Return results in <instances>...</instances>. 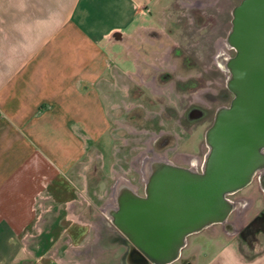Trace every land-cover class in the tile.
Instances as JSON below:
<instances>
[{"label":"crops","instance_id":"0c3cea01","mask_svg":"<svg viewBox=\"0 0 264 264\" xmlns=\"http://www.w3.org/2000/svg\"><path fill=\"white\" fill-rule=\"evenodd\" d=\"M172 3L0 0V264H126L114 198L88 209V171L123 90L175 66ZM67 172L82 177L81 198H65ZM211 237L200 264H264V248L246 257L238 241ZM188 256L178 260L199 264Z\"/></svg>","mask_w":264,"mask_h":264},{"label":"water","instance_id":"95a60500","mask_svg":"<svg viewBox=\"0 0 264 264\" xmlns=\"http://www.w3.org/2000/svg\"><path fill=\"white\" fill-rule=\"evenodd\" d=\"M225 43L235 55L225 63L230 105L207 131L202 171L160 160L147 171L146 194L119 189L108 209L129 247L128 264H170L188 238L215 224L238 232L231 214L247 204L229 198L260 174L264 192V0H242L232 10Z\"/></svg>","mask_w":264,"mask_h":264},{"label":"flooded vegetation","instance_id":"af4514ba","mask_svg":"<svg viewBox=\"0 0 264 264\" xmlns=\"http://www.w3.org/2000/svg\"><path fill=\"white\" fill-rule=\"evenodd\" d=\"M175 26L173 23V29ZM182 39L173 54L175 66L154 69L146 82L130 85L129 90L122 92L121 108L116 116L119 121H111L107 131L111 160L104 181L110 183L111 198H116L120 188L128 186L136 187L137 193L144 196L147 171L160 160L197 171L204 167L209 150L207 131L219 109L230 105L235 96L227 85L229 73L225 63L236 52L218 36L213 44L212 64L206 65L205 60L192 54L190 36ZM124 75L130 79L131 74ZM100 159L94 164L95 176L101 172ZM255 179L263 192L259 173ZM237 193L229 198H235ZM245 208L234 212L241 214ZM259 216H264V211ZM121 242L127 245L125 238ZM128 255L129 251L126 264Z\"/></svg>","mask_w":264,"mask_h":264},{"label":"rangeland","instance_id":"374dc122","mask_svg":"<svg viewBox=\"0 0 264 264\" xmlns=\"http://www.w3.org/2000/svg\"><path fill=\"white\" fill-rule=\"evenodd\" d=\"M166 1L167 0H160V3L162 4ZM240 1L241 0H173L172 17L176 20L174 23H176L175 30L178 40L182 41V37L189 35L191 38L192 54L194 56H199L201 60H205L204 62L206 65H211L212 57L215 53L213 44L218 36L219 39L221 37L224 39L227 38L232 24V10ZM196 3H200L203 6H197L195 5ZM138 17H140V15ZM218 26L219 30L216 29ZM111 62L114 64L113 61ZM107 126L106 127L109 129V124H107ZM96 138L97 135H95V139ZM95 143L102 155L100 164H98L101 172H98L99 174L97 173L95 176L90 172L91 167L88 171V175L91 178V188H89L90 196L95 200L93 208L88 207V209L100 211V208L105 206V200L110 195V183H107L104 180L105 178H108L106 176L108 174L111 157L109 155L110 150L108 149V141L106 139L98 137ZM103 164H105V166ZM57 180H61L64 185L65 198H81V192L85 189L82 177L76 173L67 172L64 173L62 177H58ZM94 188H96L97 191L96 195H93L92 190ZM263 196V192L255 179L244 190L238 192L234 196L235 198H232L236 200L240 198H244L246 201L248 200L245 205L246 208L241 214L234 212L230 216V221L234 223L233 225L239 228L238 232L226 233V231H223L224 229L222 225H216L198 234L192 235L189 237L188 245L183 249L182 258L191 255L188 257L192 259L195 258L200 264L201 260L204 258V251L202 250V252L199 250L197 255L196 252L202 246L206 247V245L209 246L214 243L212 242L213 238L211 236L216 237V242L218 243L219 240L224 242L226 239H230L226 241H238L241 246V252L246 257H251L256 253H259L264 248V224H262L263 226L260 228L248 232L246 226L258 216L257 214L260 211H264ZM219 237L222 238L219 239ZM182 263L183 262L180 259L172 264Z\"/></svg>","mask_w":264,"mask_h":264},{"label":"trees","instance_id":"16d2710c","mask_svg":"<svg viewBox=\"0 0 264 264\" xmlns=\"http://www.w3.org/2000/svg\"><path fill=\"white\" fill-rule=\"evenodd\" d=\"M262 224H264V216L256 217L248 226L247 232L260 228L261 226H263Z\"/></svg>","mask_w":264,"mask_h":264}]
</instances>
